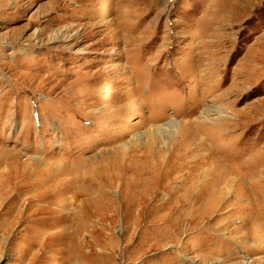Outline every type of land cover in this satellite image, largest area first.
Instances as JSON below:
<instances>
[{"label":"rangeland","instance_id":"obj_1","mask_svg":"<svg viewBox=\"0 0 264 264\" xmlns=\"http://www.w3.org/2000/svg\"><path fill=\"white\" fill-rule=\"evenodd\" d=\"M0 213V264H264V0H0Z\"/></svg>","mask_w":264,"mask_h":264},{"label":"bare ground","instance_id":"obj_2","mask_svg":"<svg viewBox=\"0 0 264 264\" xmlns=\"http://www.w3.org/2000/svg\"><path fill=\"white\" fill-rule=\"evenodd\" d=\"M218 118H219V117H215V118H213V119H216V120L214 121V123H217V122H219V120H221V119H218ZM205 120H208V121H205ZM206 122H210V119H209L207 116L202 117V118L197 119V120L194 121L195 124H196V123L199 124V125L197 126V130H198L197 132H200V131H201V133H208V132L211 131V130H210V131L206 132V130L204 131V130H200V129L198 128L199 126H200V127H202V126H205V127H206V126H207V125H206ZM200 123H201L202 126L200 125ZM231 123H232V122H231ZM223 124H224V125H223L222 127H224V128L227 127V128H228V125H229L230 123H229V122H223ZM214 125H215V124H214ZM166 126H168V127H166ZM229 126H230V125H229ZM163 127H164V128L166 127L167 129L170 128V129H174V130H176V129H177V122H176V121H170L168 124H164ZM209 128H210V127H209ZM227 128H226V129H227ZM229 128H230V127H229ZM230 129H232V128H230ZM213 131H214V130H213ZM220 131H221V130H220ZM229 131H230V130H229ZM207 135H208V134H207ZM195 137H196L197 139H198V138H201L200 136L198 137L197 134H196V136H195V134L192 135V136H191V139H190V140L192 141V143H195V141H194V140H195ZM189 138H190V137H189ZM205 138H206V137H205ZM209 138H210V136H209ZM216 138H217V137H216ZM202 139H203V138H201L200 140H202ZM212 139H213V138H211V140H210L211 143H212V145H214V144L216 145V144H217L216 141H215L214 139H213V140H212ZM206 140H207V139H206ZM206 140H205V141H206ZM217 140H218V139H217ZM191 141H190V142H191ZM193 141H194V142H193ZM221 142H222V141H221ZM201 144H202V143H201ZM203 144H204V143H203ZM220 144H221V143H220ZM220 144H219V145H220ZM206 145H208V144H206ZM206 145H205V147H206ZM200 146H201V145H200ZM202 146H203V145H202ZM208 146H209V145H208ZM201 148H202V147H201ZM203 148H204V146H203ZM207 148L210 149V147H207ZM193 149H195V148H193ZM209 149H208V152H209ZM212 149H213V147H212ZM201 150H202V149H201ZM205 150H206V149H205ZM216 150H217L216 152H217V154H218L220 150H218V149H216ZM221 150H222V149H221ZM210 152H211V150H210ZM216 152H215V150H214V153H213V154L216 155ZM194 153H195V152H194ZM189 154H190V153H189ZM217 156H218V155H217ZM202 158H203V157H202ZM205 158H207V157H205ZM213 158H214V157H213ZM218 159H219V158H218ZM214 160H215V159H214ZM194 161H196V159H195ZM200 161H201V160H200ZM212 161H213V159H212ZM221 161H223V160H221ZM201 162H202V161H201ZM205 162H208V161H205ZM229 164H230L231 166H234V165H233L232 163H230V162H229ZM192 166H194V165H192ZM192 166H191V167H192ZM202 166H203V165H202ZM236 166H237V165H236ZM211 167H213V166H211ZM189 168H190V167H189ZM233 168H236V167H233ZM208 169H209V168H208ZM210 169H211V168H210ZM215 169H216V168H215ZM191 170L193 171V170H195V169L192 168ZM196 170H197V168H196ZM192 171H191V172H192ZM204 171H205V170H204ZM197 172H198V171H197ZM207 172H208V171H207ZM210 172H211V171H210ZM189 173H190V172H189ZM186 174H188V173H186ZM227 174H229V175H228V179L226 180V178H225V181L222 180L224 177H221L222 175H219V174H218L219 176L215 178V180L218 182V184H220L221 181H224V182H226L227 186H228V185L231 186V185L234 184V182H236V179L238 180V178H237V176H236V175H237L236 172H233V171L231 170V171H229V173H227ZM190 175H191V173H190ZM190 175H189V178H190ZM195 175H196V174H195ZM204 175H205V174H204ZM207 175H208V174H207ZM178 177H179V176H178ZM183 177H184V176H183ZM186 177H187V176H186ZM207 177H208V176H207ZM176 178H177V177H175L174 180H175ZM192 178H195V177H192ZM182 179H185V178H182ZM210 179H212V178H210ZM189 180H190V179H189ZM204 180H205V179H204ZM215 180H214V181H215ZM172 181H173V180H172ZM199 181H200V180H199ZM209 181H211V180H209ZM177 182H178V181H177ZM180 182H181V180H180ZM171 183H172V182H171ZM194 183H195V180H194ZM208 183H209V182H208ZM208 183H207V184H208ZM172 184H173V183H172ZM186 184H187V182H186ZM197 184H199V183H197ZM203 184H204V183H203ZM211 184H212V183H211ZM181 185H183V184H181ZM184 185H185V184H184ZM184 185H183V186H184ZM190 185H191V184H190ZM183 186H182V187H183ZM185 186H186V185H185ZM196 186H197V185H196ZM203 186H204V185H203ZM190 187H191V186H190ZM197 187H198V186H197ZM200 187H201V186H200ZM207 187H208V186H207ZM224 187H225V186H224ZM168 188H169V187H168ZM187 188H189V187H187ZM175 189H176V188H175ZM177 189H178V188H177ZM193 189H194V188H193ZM195 189H196V188H195ZM181 190H182V189H181ZM170 191H171V189H170ZM173 191H174V189H173ZM175 191H176V190H175ZM183 191H185V189H184ZM183 191H182V192H183ZM188 191H189V189H188ZM190 192H192V191H190ZM190 192H189V193H190ZM193 192H194V191H193ZM187 194H188V193H187ZM173 195H174V194H173ZM192 195H193V194H192ZM199 195H200V194H199ZM179 196H180V195H179ZM179 196H177V197H179ZM197 196H198V195H197ZM185 197H186V196H185ZM185 197H184V198H185ZM188 197H189V196H188ZM180 198H181V197H180ZM180 198H178V199H180ZM193 198H194V197H193ZM193 198H191V200H192ZM199 198H200V197H199ZM176 199H177V198H176ZM200 199H202V197H201ZM180 200H181V199H180ZM0 214H1V213H0ZM16 215H18V214H16ZM19 215H20V214H19ZM23 215H24V214H23ZM1 217H2V216L0 215V218H1ZM16 217H17V216H16ZM62 217H64V216H62ZM74 217H75V215H74ZM26 218H27V217H26ZM66 218H67V217H66ZM66 218H64V219L66 220ZM69 218H70V215H69ZM12 219H13V218H12ZM28 219H29V218H28ZM31 219H32V218H31ZM33 219H35V218H33ZM58 219H59V218H58ZM29 220H30V219H29ZM36 220H37V219H36ZM38 220H39V219H38ZM38 220H37L36 222H38ZM41 220H42V219H41ZM62 220H63V219H62ZM65 220H63V221H65ZM70 220H71V219H70ZM54 221H55V220H54ZM4 222H5V221H4ZM7 222H8V221H7ZM24 222H25V220H24ZM26 222H27V221H26ZM30 222H31V221H30ZM34 222H35V221L33 220V223H34ZM36 222H35V223H36ZM39 222H40V220H39ZM43 222H45V221L43 220ZM43 222H42V223H43ZM58 222H59V221H58ZM68 222H69V223H68ZM68 222H67V223H68V225L70 226V225H71V222H70V221H68ZM18 223H19V222H18ZM27 223H28V222H27ZM35 223H34V224H35ZM55 223H56V225H57V221H56ZM67 223H66V224H67ZM79 223L81 224V222H79ZM9 224H10V222H9ZM9 224H7V225H9ZM40 224H41V223H40ZM7 225H6V226H7ZM28 225H29V224H28ZM28 225L26 224V226H28ZM45 225H46V224H44V227L47 228V226H45ZM53 225H54V224H53ZM60 225H61V224H60ZM60 225H58V226H60ZM68 225H67V226H68ZM4 226H5V225H4ZM13 226H15V225L13 224ZM31 226H32V225H31ZM33 226H34V225H33ZM40 226H41V225H40ZM48 226H49V225H48ZM64 226H66V225H64ZM73 226H74V225H73ZM76 226H77V225H76ZM76 226H75V227H76ZM78 226H79V225H78ZM7 227H8V226H7ZM51 227L53 228L54 226L51 225ZM55 227H56V226H55ZM0 228H1V227H0ZM9 228H11V227H9ZM25 228H26V229H29L30 226H29V228H27V227H25ZM40 228H43V226L40 227ZM11 229H12V228H11ZM53 229H54V228H53ZM64 229H65V228H64ZM67 229H68V228H67ZM72 229H73V228H72ZM2 230H3V229H2ZM4 230H5V229H4ZM7 230H8V229H7ZM29 230H30V229H29ZM29 230H27V231H29ZM85 230H86V229H85ZM66 231H68V230H66ZM3 232H4V231H3ZM36 232H37V231H36ZM60 232H61V231H60ZM60 232H58V233H60ZM70 232H73V231H70ZM74 232H75V231H74ZM25 233H27V232H25ZM28 233H29V232H28ZM33 233H34V232H33ZM53 233H54V232H53ZM53 233H52V234H53ZM66 233H67V232H66ZM29 234H30V233H29ZM56 234H57V233H56ZM62 234H63V233H62ZM67 234H70L69 231H68ZM77 234H78V233H77ZM14 235H16V233H15ZM18 235H19V234H18ZM26 235H27V234H26ZM26 235H25V236H26ZM38 235H39V234H38ZM40 235H41V234H40ZM40 235H39V236H40ZM49 235H51V234H49ZM53 235H54V234H53ZM20 236H21V234H20ZM25 236H24V237H25ZM32 236H33V235H32ZM34 236H35V235H34ZM41 236H42V235H41ZM66 236H67V235H66ZM21 237H22V236H21ZM64 237H65V236H64ZM34 238H35V237H34ZM35 239H36V238H35ZM39 239H41V238L39 237ZM39 239L37 238L36 240H39ZM32 241H33V239H32ZM35 242H37V241H35ZM30 243H31V242H30ZM28 245H29V244H28ZM46 248H47V247H46ZM46 248H45V249H46ZM43 250H44V249H43ZM263 262H264V261H263ZM258 264H259V263H258Z\"/></svg>","mask_w":264,"mask_h":264}]
</instances>
